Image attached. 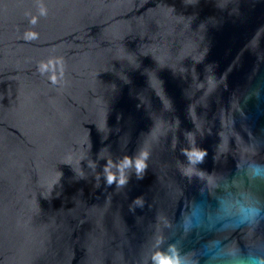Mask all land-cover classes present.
I'll return each mask as SVG.
<instances>
[{"label":"water","instance_id":"obj_1","mask_svg":"<svg viewBox=\"0 0 264 264\" xmlns=\"http://www.w3.org/2000/svg\"><path fill=\"white\" fill-rule=\"evenodd\" d=\"M185 133L208 153L203 179L180 170ZM125 157L128 182L109 185ZM253 162L264 0H0V264H152L160 237L186 264L213 243L264 256V221L238 228L216 210H264ZM198 202L212 231L180 222Z\"/></svg>","mask_w":264,"mask_h":264},{"label":"clouds","instance_id":"obj_2","mask_svg":"<svg viewBox=\"0 0 264 264\" xmlns=\"http://www.w3.org/2000/svg\"><path fill=\"white\" fill-rule=\"evenodd\" d=\"M41 15H46V10L41 8ZM35 23V19L32 21ZM32 38L35 37L34 33L29 34ZM59 63V62H58ZM41 73L51 72L50 80L53 84L58 82L57 78V67L55 65L49 66L48 64H42L40 67ZM59 74L63 76V67L59 69ZM186 139L189 142V147L182 149V155L187 158V165L185 168L180 169L182 174L191 179L192 177H198L203 179L198 175L199 172H204L198 168V165L204 163L207 151L199 148L196 145L195 137L192 133H185ZM148 156L147 154L141 153L140 157L136 159L135 171L139 178H142L143 173L148 167L147 164ZM183 165V164H182ZM133 161L131 157H125L122 161V165L117 166V170L120 173L119 177L112 174L108 168L105 167V172L107 173V182L109 185L116 183L118 187L124 186L128 182V177L125 175V169L132 167ZM252 173L253 179L264 180V164H259L253 162L249 165ZM194 170L191 175L188 171ZM140 199H137L136 203H140ZM216 210L218 212L225 213L226 219L229 223H234L236 227H247L252 224H259L264 221V210L254 206L252 204L242 203L236 201L234 204H227L224 200L218 199L216 203ZM209 209L205 207L203 202H198L195 210L190 209L188 213H185L183 209L181 210V224L185 227V230H201V231H212V228L207 227V216ZM220 227H224L223 224ZM162 243V237L157 241V250L153 252L151 256L152 264H186L185 257H183L180 251L177 249L176 245L170 244L167 248H161L159 245ZM206 264H264V256H258L254 254L248 255H236L235 253L224 252L223 247L220 244H210L205 249Z\"/></svg>","mask_w":264,"mask_h":264}]
</instances>
